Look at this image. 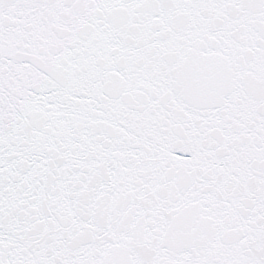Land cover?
I'll return each mask as SVG.
<instances>
[{"label": "snow or ice", "instance_id": "1", "mask_svg": "<svg viewBox=\"0 0 264 264\" xmlns=\"http://www.w3.org/2000/svg\"><path fill=\"white\" fill-rule=\"evenodd\" d=\"M0 264H264V0H0Z\"/></svg>", "mask_w": 264, "mask_h": 264}]
</instances>
